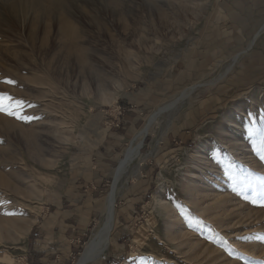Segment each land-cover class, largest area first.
<instances>
[{"label": "rangeland", "instance_id": "obj_1", "mask_svg": "<svg viewBox=\"0 0 264 264\" xmlns=\"http://www.w3.org/2000/svg\"><path fill=\"white\" fill-rule=\"evenodd\" d=\"M218 2L0 0V93L34 117L0 113L17 123L0 124V264H32L29 237L58 209L83 228L79 264L114 185L110 242L82 264H264V78L216 55Z\"/></svg>", "mask_w": 264, "mask_h": 264}, {"label": "crops", "instance_id": "obj_2", "mask_svg": "<svg viewBox=\"0 0 264 264\" xmlns=\"http://www.w3.org/2000/svg\"><path fill=\"white\" fill-rule=\"evenodd\" d=\"M218 1L216 55L222 53L223 59H228L239 53V59H242L240 72L245 78H264V0ZM120 142L118 140V146ZM76 214L58 209L35 225L30 263L66 264L70 260L75 247L73 236L75 238L77 233L79 236L83 230L80 223L73 224Z\"/></svg>", "mask_w": 264, "mask_h": 264}, {"label": "bare ground", "instance_id": "obj_3", "mask_svg": "<svg viewBox=\"0 0 264 264\" xmlns=\"http://www.w3.org/2000/svg\"><path fill=\"white\" fill-rule=\"evenodd\" d=\"M162 18H165V14L162 15ZM68 19H70V20H68ZM67 20L69 21L70 24H72V28L73 29H76V25H75L74 22L71 21V18L69 17V18H67ZM44 34L45 35L43 36V38L46 39V34H47L46 31L44 32ZM73 34L74 33H72V35ZM71 42H72L71 43L72 49H71V51L70 50L68 51V54H69L68 57L69 58L72 57V58L78 59V67H79L80 71L81 72L82 71H85L86 64H87V61H86V59H87V49H85L84 47L83 48L80 47L81 46L80 44H79L80 46L78 45V37H75L74 36L73 41H71ZM67 46H69V44ZM34 82H37V81L35 79H32L31 78V79H27V82L26 83H27L28 87L32 88L31 84L34 83ZM43 83H44V81H43ZM8 90L11 93H15L17 91L16 89H13L12 87H9ZM19 92H21V91L19 90ZM177 102L178 101L167 105L166 107H164V109H171V108H173V106H175V104ZM156 115H158V114H155V116ZM2 118H4V117L0 114V124L6 125V126H8L10 128H13L14 125L15 126L17 125L16 122L11 121L10 119H5V118L2 119ZM150 126H151V124H150ZM150 126L144 128L143 130H141V132L138 134V137H141V140H139V142L136 145L130 147L126 151L125 158L123 160H121V164H120L119 168L117 169L116 181H118L119 178L122 175V168H123V166L126 165L127 163L132 162L137 156L140 155V153H141L140 152V148H141V146L143 144V141L142 140H143L144 136L146 134H148ZM3 134L4 133H2V131H0V137H3ZM0 183H2L3 186L6 185V182H5L4 178H2V175L1 174H0ZM115 186L116 185H114L113 191H111L109 193V199H108V205H107V211H106V214H105V218H104V220H103L100 228L98 229V231L94 234V237H93L92 241L90 242V244L87 246L85 252L83 253L82 258H81L79 264H82V263L87 262V261H92V260L98 259L101 256V253L104 251V248L107 247L108 244H109V242H110V235H111V231H112L113 226H114V211H115V206L114 205H115V188H116ZM193 190L194 189L192 187V190L191 191H193ZM192 195H195L194 192H193ZM196 197H198V196H196ZM166 202H168V201H166ZM168 206H169L168 209H170V207H171V209L168 212L169 214H167V215L164 216L167 221L171 220V218L173 216L175 217L177 215L178 207H176V206H179V205L176 204L175 206H172L170 204ZM173 223H175V222H173ZM173 233H175V232H173ZM171 236H172V239L170 238V241H172V242L176 241L177 237H173V234Z\"/></svg>", "mask_w": 264, "mask_h": 264}, {"label": "snow or ice", "instance_id": "obj_4", "mask_svg": "<svg viewBox=\"0 0 264 264\" xmlns=\"http://www.w3.org/2000/svg\"><path fill=\"white\" fill-rule=\"evenodd\" d=\"M8 84H14L15 81L8 79L4 81ZM24 107V102L21 100H15L13 101V97L10 96L8 93H0V113L6 114L10 117H14L18 120H22L25 122H30L34 117L23 115L22 109ZM261 144L264 145V131H261ZM262 159H264V154H262ZM247 198V197H246ZM252 203H258L260 206H264V194H261V196L256 199L254 198L252 200ZM11 214V213H6Z\"/></svg>", "mask_w": 264, "mask_h": 264}, {"label": "trees", "instance_id": "obj_5", "mask_svg": "<svg viewBox=\"0 0 264 264\" xmlns=\"http://www.w3.org/2000/svg\"><path fill=\"white\" fill-rule=\"evenodd\" d=\"M31 237H32V233H31V235H30V237H29V238H30V240H31Z\"/></svg>", "mask_w": 264, "mask_h": 264}]
</instances>
